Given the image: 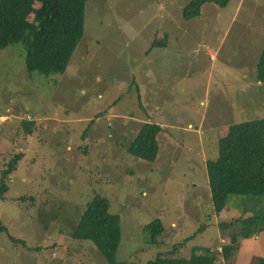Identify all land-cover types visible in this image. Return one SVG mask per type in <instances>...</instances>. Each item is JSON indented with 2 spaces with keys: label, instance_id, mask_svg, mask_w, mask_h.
I'll return each instance as SVG.
<instances>
[{
  "label": "rangeland",
  "instance_id": "rangeland-1",
  "mask_svg": "<svg viewBox=\"0 0 264 264\" xmlns=\"http://www.w3.org/2000/svg\"><path fill=\"white\" fill-rule=\"evenodd\" d=\"M189 1L88 0L62 75H30L21 42L0 49V175L21 153L0 179V264H107L92 242L69 235L94 193L120 214L115 258L135 262L176 245L177 256L194 246L221 252L230 238L220 222L260 208L264 196L232 195L217 213L206 162L227 125L264 116V0L205 2L185 20ZM155 38L166 45L151 46ZM145 121L162 126L153 162L126 150ZM156 217L164 230L151 245ZM246 239L216 264L264 255V231Z\"/></svg>",
  "mask_w": 264,
  "mask_h": 264
},
{
  "label": "trees",
  "instance_id": "trees-1",
  "mask_svg": "<svg viewBox=\"0 0 264 264\" xmlns=\"http://www.w3.org/2000/svg\"><path fill=\"white\" fill-rule=\"evenodd\" d=\"M88 0H0V49L13 42H21L26 49V68L30 75H62L84 32L85 4ZM228 0H191L182 8L183 19L200 13L201 5L214 2L224 6ZM32 14L33 19H29ZM166 43L155 38L151 46ZM257 80L264 82V46L256 65ZM33 121L26 122L32 133ZM88 126L84 129V133ZM161 126L153 121L142 122L136 135L127 144L131 155L147 162L155 161L159 151L158 134ZM17 152L1 171L0 179L9 174L20 159ZM214 210L220 213L228 206L232 195L264 196V116L230 123L219 137V155L206 162ZM2 183L0 190H5ZM1 195V193H0ZM260 208L247 216L220 222L222 233L230 242L218 249L194 246L190 256H177L160 251L144 262L117 260L115 254L121 239L120 214L110 212L108 198L100 193L85 203L69 235L76 240H88L102 254L107 264H216L220 254L229 259L235 252L238 238L256 237L264 231V199L255 200ZM3 227L0 225V231ZM149 244H159L164 230L156 217L147 224ZM202 229V228H201ZM199 229V230H201ZM193 235L184 239H191ZM201 250V251H199ZM199 251V252H198ZM257 256V255H256ZM253 264H264V255Z\"/></svg>",
  "mask_w": 264,
  "mask_h": 264
},
{
  "label": "crops",
  "instance_id": "crops-1",
  "mask_svg": "<svg viewBox=\"0 0 264 264\" xmlns=\"http://www.w3.org/2000/svg\"><path fill=\"white\" fill-rule=\"evenodd\" d=\"M165 45H166V44H165ZM258 81H259V80H258ZM259 82H260V81H259ZM156 123H157V122H156ZM158 124L161 126L160 123H158ZM161 130H162V126H161ZM245 240H246V241H249L250 239H246V238H245ZM249 242H250V241H249ZM245 250H247V249L245 248Z\"/></svg>",
  "mask_w": 264,
  "mask_h": 264
}]
</instances>
